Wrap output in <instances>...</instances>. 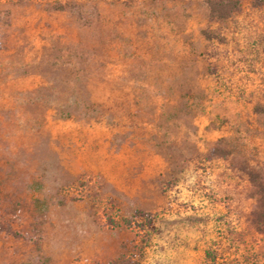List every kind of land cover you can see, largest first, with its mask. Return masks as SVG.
Returning <instances> with one entry per match:
<instances>
[{
  "label": "rangeland",
  "instance_id": "obj_1",
  "mask_svg": "<svg viewBox=\"0 0 264 264\" xmlns=\"http://www.w3.org/2000/svg\"><path fill=\"white\" fill-rule=\"evenodd\" d=\"M208 1L0 0V264H264V0Z\"/></svg>",
  "mask_w": 264,
  "mask_h": 264
},
{
  "label": "trees",
  "instance_id": "obj_2",
  "mask_svg": "<svg viewBox=\"0 0 264 264\" xmlns=\"http://www.w3.org/2000/svg\"><path fill=\"white\" fill-rule=\"evenodd\" d=\"M209 13L212 17L224 18L239 9V2L237 0H209ZM125 221V224L127 220Z\"/></svg>",
  "mask_w": 264,
  "mask_h": 264
}]
</instances>
